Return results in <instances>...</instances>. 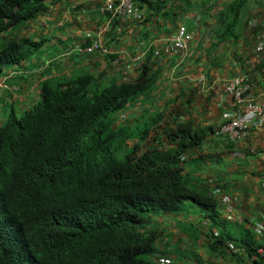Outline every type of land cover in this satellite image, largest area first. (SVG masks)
Listing matches in <instances>:
<instances>
[{
    "label": "trees",
    "instance_id": "1",
    "mask_svg": "<svg viewBox=\"0 0 264 264\" xmlns=\"http://www.w3.org/2000/svg\"><path fill=\"white\" fill-rule=\"evenodd\" d=\"M57 1L0 0V75L40 48L30 38L4 35L18 34ZM133 2L141 11L150 4ZM236 20L226 22L230 38ZM102 47L107 52L92 55L110 57ZM141 49L140 59L162 55L152 45ZM158 80L147 58L137 77L105 87H94L91 75L43 82L33 109L9 114L0 125V264H157L162 230H145L151 213H179L186 201L215 209L183 173L181 160L200 146L205 131L191 133L190 122L166 111L146 112L134 127L122 117L140 98L153 96ZM150 130L166 144L147 141ZM254 262L264 263V255Z\"/></svg>",
    "mask_w": 264,
    "mask_h": 264
},
{
    "label": "crops",
    "instance_id": "2",
    "mask_svg": "<svg viewBox=\"0 0 264 264\" xmlns=\"http://www.w3.org/2000/svg\"><path fill=\"white\" fill-rule=\"evenodd\" d=\"M106 2H48L45 11L18 29V34H5L30 38L40 48L1 74L6 76L4 84L18 86V91L0 89V103L8 100L24 110L38 101L35 94L39 96L43 82L56 85L65 78L91 75L94 86L99 87L135 78L141 64L150 59L159 79L157 90L132 104L126 116L134 127V121H140L146 112L166 111L181 123L190 122L191 133L205 131L200 146L182 161L183 173L194 181L195 189L208 196L216 187L229 193L235 216L226 220L221 203L205 211L186 202L181 212L160 218L168 226L166 243L172 236L178 247L173 250L163 245L164 255L173 263L178 259V264H255L260 259L255 260L251 250L264 247V231L257 235L254 228L257 222L264 227V128L255 129L254 120H249L248 134L238 142H229L216 132L237 111L222 91V82L245 74L255 100L264 99V0H150L147 7L141 4L143 18L138 22L111 19L103 11ZM233 15L237 17L235 37L230 38L226 22ZM180 33L192 37L185 52L138 58L142 42L153 43L157 50ZM93 41L107 46L112 55L80 51ZM161 141H166L164 136ZM233 239L235 247L243 249L237 250L241 256L226 247Z\"/></svg>",
    "mask_w": 264,
    "mask_h": 264
},
{
    "label": "built area",
    "instance_id": "3",
    "mask_svg": "<svg viewBox=\"0 0 264 264\" xmlns=\"http://www.w3.org/2000/svg\"><path fill=\"white\" fill-rule=\"evenodd\" d=\"M103 11L108 13L111 19L127 17L137 22L142 19L143 15L142 11L135 6L133 0H107ZM191 38V35L187 33H180L168 39L165 46L161 48L160 51H156L155 55H177L183 53L186 51ZM152 44L153 43H150L148 45ZM145 45V43H141V47ZM96 49L104 53L107 52V50L103 49L102 44L97 41H93L90 47L81 49L80 51L90 54L95 52ZM143 54H146V52H143ZM223 89V91L232 98L234 105L237 107V111L234 117H231L229 121L221 127L219 130L220 133L231 141H241L247 136L250 127L249 120L251 119L254 120L253 127L255 129L260 130L264 128V99L261 102L255 101L253 93L251 92V84L246 77L227 81L223 84ZM260 229H263V227ZM228 248L232 251L236 250L233 243H228ZM263 252L262 249H259V255H262Z\"/></svg>",
    "mask_w": 264,
    "mask_h": 264
},
{
    "label": "clouds",
    "instance_id": "4",
    "mask_svg": "<svg viewBox=\"0 0 264 264\" xmlns=\"http://www.w3.org/2000/svg\"><path fill=\"white\" fill-rule=\"evenodd\" d=\"M108 14V13H107ZM108 16H109V14H108ZM87 48V47H86ZM85 48V49H86ZM84 53H86V52H84ZM86 54H89V53H86ZM97 54H100V53H98L97 52ZM90 55H92V53H90ZM101 56H105V55H103V54H100ZM1 76V75H0ZM241 77H246L247 78V80L249 81V83L251 84V89H252V83L250 82V80H249V78H248V76L247 75H245V74H242V75H238V76H235V77H233V78H230V79H228V80H226V81H224V82H222V84H221V88H222V91L224 90L223 89V84L224 83H226L227 81H229V80H232V79H235V78H241ZM6 79V76H3L2 77V80H1V83H0V89L1 90H4V91H11V92H17L18 91V86H8L9 88H7V86L4 84V80ZM224 92V91H223ZM252 92V91H251ZM225 93V92H224ZM40 95V94H39ZM230 97V96H229ZM231 98V97H230ZM254 98V97H253ZM232 99V98H231ZM255 99V98H254ZM256 101V100H255ZM38 102V101H37ZM37 102H35L34 104H36ZM257 102V101H256ZM234 103V102H233ZM1 104L2 103H0V107H1ZM124 116H126V112H124V113H122V117H124ZM178 121V120H177ZM179 122V121H178ZM117 125H118V123H116ZM119 124H121V123H119ZM224 124H226V123H224ZM224 124H222L220 127H219V129L217 130V134L218 135H221V136H223L224 138H226V140H228L229 142H238V141H231V140H229L226 136H224L222 133H220V129H221V127L224 125ZM153 134L152 136H150L149 138H148V140L147 141H155V146L156 147H160L161 146V144H160V141H161V135L158 133V132H156V131H154V130H150V132H149V134ZM248 134V133H247ZM155 135V136H154ZM159 138H157V137ZM165 138V137H164ZM165 140H166V138H165ZM243 140V139H242ZM167 141V140H166ZM130 142H132V145H133V141H129V142H127V146L128 147H131L130 145H129V143ZM150 143H147L145 146H148ZM166 143L164 142V141H162V145H165ZM144 146V147H145ZM183 158V157H182ZM182 161L184 160V158L183 159H181ZM214 195V196H213ZM209 197L210 198H212L213 200H214V202L216 203V206H215V208H217V206H218V203H221L222 204V206H223V211H224V213H225V218H226V220H230V219H233L235 216H234V213H233V209L231 208V203H232V201H233V197L229 194V193H223V191L222 190H220L218 187H216V190H214V191H212V194H211V192H210V194H209ZM186 202H189V201H186ZM186 202H184V204L186 203ZM189 203H191V202H189ZM192 204V203H191ZM193 205V204H192ZM197 206V205H196ZM199 207V206H198ZM200 208V207H199ZM201 209H203V208H201ZM205 211H206V209H204ZM208 211V210H207ZM209 213V212H208ZM166 214H170V213H162L161 215H159V216H157L156 218H153L154 220L153 221H155L158 225H160V229L162 230V234H161V236L159 237V239L162 241V247H163V245H167L168 243H166L167 241H165V237H166V240H167V233H166V231H168V229L166 230V229H164V226L165 227H168L165 223H162L161 221H160V218L163 216V215H166ZM176 214V213H175ZM173 215V214H172ZM216 219V218H215ZM152 221V222H153ZM261 227H263V225L262 224H259L258 222H257V224H255L254 225V228H255V234H257V235H261L262 233H263V231H264V227H263V229H260ZM259 230H260V232H259ZM215 235V234H214ZM163 242H164V244H163ZM228 243H233L234 244V242H227L226 243V247H227V249L229 250V248H228ZM235 245V244H234ZM245 247V246H244ZM259 249H262L263 251H264V247H255V253H254V255H253V258L256 260V259H260L263 255H264V252H263V254L262 255H259ZM162 250V249H161ZM237 250H243V249H237L236 248V250L235 251H232V250H229V251H231V252H233V253H235V254H238L239 256H241V252H239V251H237ZM244 250H245V252H246V250L247 249H245L244 248ZM163 253V252H162ZM256 257V258H255ZM170 260H172V258L170 257V256H167V255H164V253L162 254V256L161 255H159V256H156L155 257V262L157 263V264H168V261H170ZM166 261V262H165Z\"/></svg>",
    "mask_w": 264,
    "mask_h": 264
},
{
    "label": "rangeland",
    "instance_id": "5",
    "mask_svg": "<svg viewBox=\"0 0 264 264\" xmlns=\"http://www.w3.org/2000/svg\"><path fill=\"white\" fill-rule=\"evenodd\" d=\"M36 52L37 51H35L34 53H36ZM11 67L12 66H10L8 68H11ZM27 68L29 70H33L32 67L29 64L27 65ZM1 78L2 77H0V79ZM108 84L109 83H104V84L101 85V87H105ZM35 97L36 98L38 97V102H39L40 101V95L38 96V92H37V94H35ZM36 104H29L24 110H22V109L19 108L18 105H14V104L10 103L8 100H3L2 104H1V107H0V125H2L4 122L7 121L10 113L14 112L17 117H20L23 114L24 111L33 109ZM129 145L131 146L132 145V142H130ZM161 214H162L161 211H157V212L151 213L150 214V217H149V220H154V219H151V218H156L157 216H159ZM159 227H160V225H158L155 221H153V222L152 221H149L145 225V230L146 231H149V232H151V231L159 232V230H160ZM167 228L168 227H165L164 226V229H167ZM172 242H173L172 236H168V245H169V247H171L173 250H178L177 249L178 248L177 247V244H173ZM163 244H164V242H163ZM141 257H142V259H148V258H150V257H147L146 255H141ZM180 259H181V257H180ZM178 262H179V260L178 259H175L174 264H178Z\"/></svg>",
    "mask_w": 264,
    "mask_h": 264
}]
</instances>
